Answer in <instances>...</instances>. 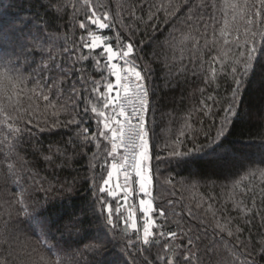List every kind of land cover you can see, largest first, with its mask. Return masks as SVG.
Segmentation results:
<instances>
[{
    "label": "snow or ice",
    "instance_id": "1",
    "mask_svg": "<svg viewBox=\"0 0 264 264\" xmlns=\"http://www.w3.org/2000/svg\"><path fill=\"white\" fill-rule=\"evenodd\" d=\"M84 3L88 5V11L78 24L83 34L78 38L74 36L70 41L71 46L63 48L62 63L57 62L55 45L50 43L45 49L36 37L31 45L22 43L18 52L0 55V131L7 133L5 143L11 139L9 153L3 155V162H0V179L5 184L9 180L14 183L36 182L38 173L21 155L24 136L30 131L28 126L34 123L33 102L43 101L45 109L57 108L59 104L60 109L71 118L66 121L56 119L51 126L75 125L83 147L95 145L93 163L90 165L94 171L90 181L94 196L92 211L98 219H103L104 230L94 238L95 243L85 246V251L101 255L108 245L115 249L123 243L119 254L121 258L113 259L108 264H128L122 257L124 253L133 255L129 252L133 248L137 254L143 255L141 264H154L153 260L148 259L153 255V250L155 264H203V258L212 264L217 245H223L227 252V244L235 240L240 249H248V242L240 239L244 229L239 225L233 228L230 217L223 216V223L220 217L209 222L198 213L201 203H197L195 208L181 205L180 210L176 211V202L169 199L166 203L173 209L170 218L165 208L157 202L156 182L161 174L160 164L186 165L192 162L190 158L195 153L211 147L213 140L209 139L207 146L188 148L185 140L189 139V134L181 130L174 139L165 140L160 147V152H166L167 156L160 155L157 148L161 145V135L149 127L148 119L152 111L151 93L147 86L151 64L137 51L138 48L143 51L145 41L135 39L138 28L125 25L127 32L119 29L118 24L122 19L119 12L106 5L92 6L91 0H84ZM145 6L148 9L146 20L143 16L137 17L134 6L129 11V17L139 19L146 29L151 28L153 35L149 43H155L160 22L171 29L173 39L179 33L178 44L166 39L169 47L179 48L178 61H174L175 71L185 75L186 79L190 76L194 80H201L205 85L198 88L202 96L218 79L217 63L221 68V78H232L235 85L232 88V102L222 109L225 115L217 129V138L223 136L231 117L236 114L235 97L243 77L253 68L254 61L264 56V0L251 3L249 0H222L219 4L217 0H168L166 5L141 4V12ZM47 8L54 9L52 21L45 26L52 29L64 5L62 0H49ZM160 13H163L162 20ZM114 28L117 29L114 36L105 34ZM49 39L54 40L55 37L50 34ZM37 46L42 53L47 52V58L42 57L38 64L27 51L29 47ZM25 96L29 101L27 107L21 104ZM217 103L212 95H208L200 101L197 111L208 116L218 114L212 112ZM53 115L58 113L54 112ZM84 117L94 122L95 130L91 135L89 128L83 126ZM36 124L39 126L38 121ZM186 127L191 128L192 125L186 123ZM204 135L209 137L208 132H204ZM191 140L194 143L195 136ZM212 151L215 152V149ZM45 159L51 158L46 156ZM219 159L234 161L236 156L233 152H226ZM97 167L99 172L95 171ZM168 182L171 184V180ZM40 190L54 191L52 187L44 189L42 185ZM30 198L28 188H24L22 195L6 203V214L9 220L15 214L38 221L41 235L46 236L51 225L36 208L29 211ZM249 212L260 216L264 222V194L260 206H257L255 195L252 196ZM245 223L250 224L251 219H246ZM22 231L15 224L4 221L0 229V246H10L13 240L19 239L17 234ZM258 247L264 251V235L258 241ZM256 249L257 243H253L243 264H248ZM169 253L173 254L174 259L168 258ZM239 255L245 253L234 249L233 258L230 261L221 260L219 264H241ZM0 264H8L7 258L0 260ZM38 264H73V260H47L41 257ZM89 264H104V261H90Z\"/></svg>",
    "mask_w": 264,
    "mask_h": 264
},
{
    "label": "trees",
    "instance_id": "2",
    "mask_svg": "<svg viewBox=\"0 0 264 264\" xmlns=\"http://www.w3.org/2000/svg\"><path fill=\"white\" fill-rule=\"evenodd\" d=\"M48 3L49 0H0V55L8 56L14 51L18 52L22 43L31 45L36 37L45 49L50 43L54 44L57 62L64 61L63 48L71 46L70 41L74 36L78 38L83 34L78 24L85 18L88 5L84 0H62L64 10L54 21L55 28L49 29L45 26L52 21L54 9H48ZM150 3L166 5L168 0H111V3L109 0H91L92 6L106 5L119 12L122 17L118 24L119 29L127 32L125 25L138 28L135 39L145 41L143 51L139 48L137 51L151 64L147 83L151 93L152 111L148 119L149 127L161 135V145L157 151L160 152L165 140L171 141L181 130L189 134V139L185 140L188 148L195 145L207 146L209 139L213 140L211 147H205L204 152L195 153L190 158L192 162L186 165L160 164L161 174L156 182L157 202L169 215L173 211L166 203L169 199L176 202V211L180 210L181 205L185 208H195L197 203H201L202 207L198 213L207 221L214 222L220 217L223 223V216H228L232 219L233 228L239 225L244 229L240 239L248 242L249 248L240 249L235 240L227 244V252L223 245H217V254L212 264H219L221 260L230 261L234 249L245 253L238 256L243 264L253 243H257V249L248 259V264H253V261L254 264H264V251L258 247V241L264 235V222L260 216L249 212L252 208V196L255 195L257 206H260L261 196L264 194V56L254 61L253 68L243 77V83L235 97L236 114L231 117L225 134L217 138V129L225 115L222 109L232 102V88L235 86L232 78H221V68L217 63L215 67L218 79L202 96L198 91V88L205 87L201 80H194L190 76L186 79L185 75L175 71L174 61H178L179 48L169 47L166 39L172 44H178L179 33H176L173 39L170 36L171 29L160 22L155 33V43H149V38L153 35L151 28L146 29L139 19L129 17V11L134 6L137 17L143 16L146 20L148 9L145 6L141 12L140 6ZM217 3H222V0H217ZM217 15L219 16V12ZM162 18L163 13H160V19ZM116 30L114 28L105 34L114 36ZM50 34L55 37L54 40L49 39ZM27 51L37 64L42 57L47 58V52L42 53L39 46L29 47ZM96 75L99 78L98 74ZM208 95L218 101L212 108V112L218 114L208 116L197 111L200 101ZM60 103H63V99ZM208 103L211 104L212 101ZM21 104L28 106L27 96L21 100ZM33 110L34 123L28 126L30 131L24 136V151L21 155L34 166L32 170L38 175L35 183L31 180L26 183H14L9 180L5 184L0 179V229L4 221L23 229L17 234L19 239L13 240L10 246H0V260L6 257L8 264H38L43 257L47 260L67 258L73 260V264H89L90 261L101 260L108 264L113 259L121 258L119 254L123 243L118 244L115 249L108 245L101 255L85 251V246L95 243L94 238L104 230L103 219H98L97 214L92 211L94 196L90 181L94 171L90 165L93 163L92 152L95 151V145L83 147L75 125L51 126L56 119L66 121L71 118L66 111L60 109L59 104L57 108L45 109L43 101L33 102ZM54 112L58 115L54 116ZM186 123L192 127L187 128ZM83 126L89 128V135L95 130L94 122L88 121L87 117H84ZM200 129L203 131H199ZM204 132L209 133L208 138ZM6 135V131H0V162H3V155L9 153L11 144L10 138L7 143L4 142ZM192 136H195L194 143ZM226 152H233L236 159H219ZM160 155L166 157L167 153L160 152ZM46 156L51 159L46 160ZM95 171L99 172V168ZM41 185L44 189L52 187L54 191H42ZM24 188H28L31 197L29 211L31 212L33 207L36 208L51 225L46 236L41 235L38 221L15 214L9 220L6 214V203L22 195ZM68 188L71 190L68 191ZM40 205L44 207L41 208ZM96 209L98 212V203ZM249 218L251 223L246 224L245 220ZM173 230L178 231L175 228ZM211 231L209 227V232ZM129 252L133 255L124 253L122 258L127 260L128 264H141L143 255L137 254L135 248L129 249ZM168 258L174 259L173 254L169 253ZM148 259L153 260L155 264V250ZM203 264H208L207 258H203Z\"/></svg>",
    "mask_w": 264,
    "mask_h": 264
},
{
    "label": "built area",
    "instance_id": "3",
    "mask_svg": "<svg viewBox=\"0 0 264 264\" xmlns=\"http://www.w3.org/2000/svg\"><path fill=\"white\" fill-rule=\"evenodd\" d=\"M147 86H148V83H147ZM148 89H149V87H148Z\"/></svg>",
    "mask_w": 264,
    "mask_h": 264
}]
</instances>
